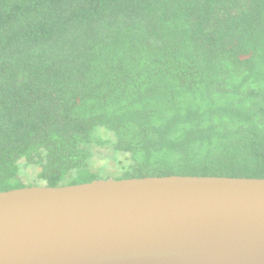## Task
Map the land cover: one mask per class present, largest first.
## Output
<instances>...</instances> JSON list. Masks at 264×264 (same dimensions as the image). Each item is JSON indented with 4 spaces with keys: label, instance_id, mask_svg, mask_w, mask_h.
Segmentation results:
<instances>
[{
    "label": "trees",
    "instance_id": "obj_1",
    "mask_svg": "<svg viewBox=\"0 0 264 264\" xmlns=\"http://www.w3.org/2000/svg\"><path fill=\"white\" fill-rule=\"evenodd\" d=\"M264 177V0H0V191Z\"/></svg>",
    "mask_w": 264,
    "mask_h": 264
},
{
    "label": "water",
    "instance_id": "obj_2",
    "mask_svg": "<svg viewBox=\"0 0 264 264\" xmlns=\"http://www.w3.org/2000/svg\"><path fill=\"white\" fill-rule=\"evenodd\" d=\"M0 264H264V177H102L0 191Z\"/></svg>",
    "mask_w": 264,
    "mask_h": 264
},
{
    "label": "rangeland",
    "instance_id": "obj_3",
    "mask_svg": "<svg viewBox=\"0 0 264 264\" xmlns=\"http://www.w3.org/2000/svg\"><path fill=\"white\" fill-rule=\"evenodd\" d=\"M103 174L107 177V175H111L112 173L110 174V171H105ZM111 177L115 178L113 175H111Z\"/></svg>",
    "mask_w": 264,
    "mask_h": 264
}]
</instances>
